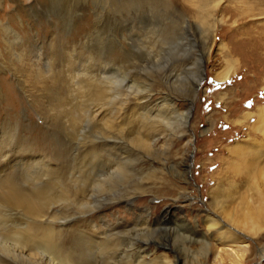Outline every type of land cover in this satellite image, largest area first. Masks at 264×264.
I'll return each instance as SVG.
<instances>
[{
	"label": "rangeland",
	"instance_id": "1",
	"mask_svg": "<svg viewBox=\"0 0 264 264\" xmlns=\"http://www.w3.org/2000/svg\"><path fill=\"white\" fill-rule=\"evenodd\" d=\"M72 16L73 112L76 114L91 110L97 102V105L103 106V112L104 99H93L88 93L91 89L88 83L101 85L105 76L113 78L117 73L128 85L125 86L128 100L124 112L135 107L136 92H151V104L168 94L166 97L174 100L176 108L188 109L190 105L183 99L182 90L188 89L187 78L191 73L187 74L184 67L190 68L197 53L203 49V30H211L208 47L202 55L204 60L198 95L190 108L189 131L185 136L189 140L187 147L181 139L168 146L165 141L159 140L152 151L150 147L148 150L136 144L138 141L133 137V130L125 126L123 132H119L121 134L117 133L111 138L123 146L121 154L125 156L127 170L122 172L124 175H115L111 177L112 180L107 177L96 184V188L100 187L97 188L99 191L94 188L91 204L101 201L113 204L110 211L106 209L103 213L112 223V213L118 212L124 221L131 223L135 215L150 211L156 221L151 228L138 233L137 237L155 241L158 243L157 252H166L174 260L178 258V264H264V219L259 221L260 228L256 234L252 229L231 220L233 214H236L237 220H241V214L246 212L244 205H241L245 194V185L242 186L244 180L241 179L246 177L248 170L244 169L242 157L239 158L237 152L229 153L234 144L242 145L244 140H248L249 128L254 124L255 117L243 120L242 116L264 105V0H0L1 21L16 29L21 37L23 35L22 39L25 34L20 26L26 24L28 28L26 25L24 27L35 33L43 31L44 37L48 38L51 36L50 26L56 20L59 35H62L67 31ZM61 35L60 38H63ZM4 36L11 38L10 33H4ZM119 39L123 42L120 46ZM0 43L2 151L7 145L5 139H10L12 134L19 138L43 135L42 140L46 138V142L50 134L55 143L64 144L67 141L65 137L55 127L47 129L42 113L38 112L40 107L36 103L40 101L41 104L42 99H26V93L20 90L21 86L22 89L29 87V70L34 72L36 67L31 61L35 50L31 52L30 60L27 47L25 49L21 44L5 41ZM231 59L234 64L229 77L217 79L216 74L225 73L223 71L228 67L226 60ZM9 89L20 101L23 94L26 101L25 104L18 103L14 111L8 109L6 95ZM80 121L77 118L73 124V142L99 143L108 132L104 116L94 121H81L83 127L78 132L76 126ZM131 141L135 142V147L130 148L133 144ZM150 158L161 162V165L149 171L151 174H146ZM181 160L185 162L180 167L173 165ZM49 162L52 166L59 165L53 157ZM180 169L186 170L185 177L178 174ZM257 180L259 190L264 191V175ZM255 192L253 190V194ZM134 194L137 198L132 205L124 200L116 201L118 197ZM257 196L258 193L253 196L254 200ZM251 197L250 191L249 199ZM90 210L83 206L68 209L66 214H59L63 218L54 225L63 231L87 229L92 224L89 221L101 225L96 213L93 217L88 216L93 213ZM209 215L218 222L224 219L225 224L207 228L204 219ZM184 219L190 223V227L177 222ZM195 219L198 224H195ZM221 231L225 236L220 238ZM7 244L14 245L10 239L6 240ZM4 249L0 245V251ZM109 251L105 264H115L116 257L121 256L116 255L117 249ZM34 254H16L14 257L13 253L10 262L39 264L40 255ZM27 256L30 257L28 260L31 259L30 263ZM156 259L152 264H163Z\"/></svg>",
	"mask_w": 264,
	"mask_h": 264
},
{
	"label": "bare ground",
	"instance_id": "2",
	"mask_svg": "<svg viewBox=\"0 0 264 264\" xmlns=\"http://www.w3.org/2000/svg\"><path fill=\"white\" fill-rule=\"evenodd\" d=\"M57 23L58 20L53 21L51 24L49 29L51 36L48 38L44 37L43 31L35 33L30 29L27 30L24 27L26 24L20 26L25 34L22 39L23 35L21 37L16 29L5 25L0 19V41L21 44L25 49L27 47L29 49L27 50V57H30V60L32 59L31 52L35 50V55H33L35 61L34 59L31 61L34 62L36 67L34 72L29 70V87L22 89L23 86H21V92L23 90L26 93V99H42V106L40 101L36 105L40 107L38 112L42 113V118L47 123V129L57 128L59 133L67 140L61 145V143H55L50 134H48V137L46 136L49 139L48 142H46V138L42 140L43 135L35 134L27 138H19L20 136L12 134L10 139H5L7 145L4 152L0 147V216L2 215L3 217L0 219V245L3 249L5 248L4 251L7 250V252L2 251L4 253L0 251V264H10V257L13 253L15 254L14 257L16 254L23 256L25 254L33 255L34 253L37 255L38 253L40 255L39 264H105L107 263L106 257L110 255L109 250L111 249H117L116 255L121 256L116 257L117 259L115 260L113 258L116 262L115 264H152L156 258L163 264H178V258L174 260L166 252L158 253V243L155 241L138 238V233L142 232V230H148L156 221L150 211H145L142 215H135L134 221H131V223L124 221L118 212L116 214L112 213L114 219V223H112L103 213L106 209L110 211L109 208H112L113 204L110 205L101 201L93 205L94 201L91 204V197L94 188H96L95 186L103 182L104 179L107 177L111 179V177L118 174L124 175L122 172L127 170L128 166L125 162V156L121 154L124 151L123 146L111 138L121 132L125 126L133 130V137L138 141L136 144L147 149L150 147L151 151L159 140L165 141L168 146L175 140L181 139L182 142L185 141L184 144L187 147L189 140L185 139V136L189 131L188 118L190 108L193 100L198 95L202 74V60H204L202 55L203 51L208 47L211 30L206 28L203 30V49L197 53L190 68L184 67V71H187V74L191 73L187 78L188 89L182 90L183 99L188 102V106L190 105L188 109L180 110L176 108L174 100L169 96L166 97L168 94L162 97L159 102L151 104L149 103L151 92H144L145 94L136 92L134 95L136 100L135 107L124 112V105L128 100L125 86L128 85L123 83L124 81L121 80L119 73H117L113 78L109 75L105 76L102 84L100 83L101 85L88 83V87H91L88 91L89 95L92 98L104 99L102 100L104 102V111L102 112L103 106L100 107L97 102L91 110L76 114L73 112V16L69 18L67 31H64L62 35L60 34L64 39L60 38V30L57 27ZM26 27L28 28L27 25ZM4 33H10L11 38H6ZM1 35H3V38H1ZM121 43L123 42L119 39L118 45L120 46ZM226 61L228 67L223 71L225 73L218 72L216 74V78L219 80L229 77V72L233 67L234 61L232 59ZM6 98L9 101L8 109L13 111L17 110L18 103L25 104L26 102L23 94L20 101L10 89ZM151 105L156 106V108H153V106L151 108ZM157 106H160L161 110ZM163 108L165 109L162 110ZM102 116H104L105 123H107L108 132H106L107 134L104 133L106 136L102 137L99 143H94L95 141H90L92 143H80L77 140L73 142L72 128L77 118L81 121L85 119L94 121ZM251 116L255 117V121L249 128L248 140H244L242 145L234 144L229 149V153L237 152L238 157H242L244 169L248 170L246 177L241 179V181L244 180L242 181V186L245 185L243 191L245 194H243L241 199V205H244L246 212L241 214V220L236 219V214H233L234 217H231V220L238 225L252 229L256 234L260 228L259 221L264 219V191L259 190L257 180L258 177L264 175V105L258 106L253 113L244 114L242 119L249 120ZM81 121L76 126L78 132L83 127ZM251 134H253V137H250ZM61 135L59 134V136ZM0 143H2L1 139ZM130 143L133 142L131 141ZM134 144L135 142L132 145H128H131V148ZM128 147L126 148L129 149ZM145 150L144 152H146ZM52 157L58 161L59 165H50L49 159H52ZM150 159L149 170L146 174L161 165V162L156 159ZM183 162L185 161L181 160L173 165L180 167ZM6 169L7 172H4ZM130 170L134 169L131 168ZM130 170L129 173H131ZM178 174L181 177H185L187 172L180 169ZM105 185L107 184L105 183ZM253 190H256L254 194ZM250 191L251 199H249ZM256 193H258V196L254 200L253 196ZM136 194L118 197L116 201L124 200L126 204L132 205L137 198ZM253 203L256 205L253 206ZM79 206L91 209L90 211L93 213L88 216L93 217L94 213H96V217L102 226L96 224L97 222L89 221L92 224L88 225L89 228L87 227V229L74 228L63 231L60 227L56 228L54 222L63 218L59 215L60 213H67L68 209L72 210L73 207L79 208ZM219 207L222 206L219 204ZM138 220H141L139 221L140 223H138ZM196 220L195 224H198ZM177 222H181L180 224L183 226L185 224L186 226H191L185 219L183 221L177 220ZM219 223H221V226L224 225V219L218 222L210 215L204 219V224L207 228L217 227ZM219 233L220 238L225 236L224 232L221 231ZM9 239L14 245H6V240ZM159 245L163 246V244ZM36 255L34 254V256ZM34 256H32L33 259H35ZM28 258L30 257L27 256V260Z\"/></svg>",
	"mask_w": 264,
	"mask_h": 264
}]
</instances>
